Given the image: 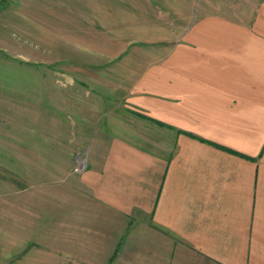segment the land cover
I'll use <instances>...</instances> for the list:
<instances>
[{"label": "crops", "instance_id": "1", "mask_svg": "<svg viewBox=\"0 0 264 264\" xmlns=\"http://www.w3.org/2000/svg\"><path fill=\"white\" fill-rule=\"evenodd\" d=\"M98 4L100 51L140 71L86 94L85 171L0 189L4 233L66 228L86 264H264V0Z\"/></svg>", "mask_w": 264, "mask_h": 264}, {"label": "rangeland", "instance_id": "2", "mask_svg": "<svg viewBox=\"0 0 264 264\" xmlns=\"http://www.w3.org/2000/svg\"><path fill=\"white\" fill-rule=\"evenodd\" d=\"M4 1L0 4V189L30 190L37 183L36 169H42L43 183L56 184L86 159V147L74 145L75 140L82 142L86 129V94L95 96L92 103L97 106L109 107L110 101L127 93L140 70L125 66L128 53L100 51L99 0ZM67 182H58L56 188L64 189ZM14 196L0 197V204ZM15 202L17 197L11 203ZM1 221L2 213L0 264H86L65 251L60 238L66 228L52 230L53 235L43 229L39 237L10 238ZM55 242L58 252L51 249Z\"/></svg>", "mask_w": 264, "mask_h": 264}, {"label": "built area", "instance_id": "3", "mask_svg": "<svg viewBox=\"0 0 264 264\" xmlns=\"http://www.w3.org/2000/svg\"><path fill=\"white\" fill-rule=\"evenodd\" d=\"M86 168H87V162H86V160L80 159V160L78 161V165H77V167L75 168L74 172L80 174V173H82L83 171H85Z\"/></svg>", "mask_w": 264, "mask_h": 264}]
</instances>
